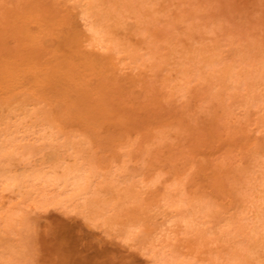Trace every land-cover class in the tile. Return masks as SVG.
<instances>
[{
	"label": "rangeland",
	"instance_id": "1",
	"mask_svg": "<svg viewBox=\"0 0 264 264\" xmlns=\"http://www.w3.org/2000/svg\"><path fill=\"white\" fill-rule=\"evenodd\" d=\"M100 262L264 264V0H0V264Z\"/></svg>",
	"mask_w": 264,
	"mask_h": 264
},
{
	"label": "bare ground",
	"instance_id": "2",
	"mask_svg": "<svg viewBox=\"0 0 264 264\" xmlns=\"http://www.w3.org/2000/svg\"><path fill=\"white\" fill-rule=\"evenodd\" d=\"M69 20H70V19H69ZM69 20H67V21H69ZM71 21H72V20H71ZM71 21H70V23H67V24H72ZM73 22H74V21H73ZM68 27H69V26H68ZM71 27H72V29L75 30V31H70V30H71ZM73 27H74V26L72 25V26H70V28H68V30L70 29V30H69L70 32H68L69 34H68V37L66 38V41H67L68 46H73V45H71V44H74V45L76 46V48H75V46H73V47H74V48L76 49V51H77V50L79 49V47H82L81 44L84 43V42H83L84 39H83V40H80V35L82 34V33L80 32L81 30L78 31V28H77V27H76L77 30H76L75 28H73ZM77 31H78V32H77ZM79 32H80V33H79ZM83 37H84V36H83ZM81 41H82V42H81ZM68 42H69V43H68ZM70 43H71V44H70ZM70 48H71V47H70ZM74 48H73V49H74ZM77 48H78V49H77ZM80 49H81V48H80ZM78 51H79V50H78ZM73 52H74V50H73ZM73 52H72V54H73ZM74 53H75V52H74ZM80 53H81V52H80ZM75 54H76V56L78 55L77 52H76ZM81 54H82V58H83V56H84V57L87 56L85 53H84V55H83V53H81ZM85 55H86V56H85ZM88 55H89V54H88ZM80 56H81V55H80ZM94 56H96V55H92V58L95 59ZM77 57H79V56H77ZM89 57H91V56L86 57V61H88V63L92 66V64H94V63L97 61L98 58H97L96 61H95L94 59H90ZM98 57H99V56H98ZM105 57H106V56H105ZM105 57H101L102 60H104ZM72 58H73V57H72ZM80 58H81V57H80ZM99 58H100V57H99ZM103 58H104V59H103ZM76 59H77V58H76ZM87 59H88V60H87ZM107 59H109V58H106V60H107ZM112 59H113V58H110L109 61H108V63L113 64L112 66H113V67H116V68L118 69L117 64H116V63L114 64V63H113L114 60H112ZM78 60H79V59H78ZM90 60H91V61H90ZM92 60H94V61H93L94 63L91 64ZM98 60H99V59H98ZM110 60H111L112 62H110ZM84 61H85V60H84V58H83V61L81 60V62H84ZM81 62H80V63H81ZM71 63H72V62H71ZM74 63H76V61H74ZM84 63H85V62H84ZM89 64H88V66H89ZM96 64H97V63H96ZM99 64H100V62H99ZM110 64H109V65H110ZM74 65H75V64H74ZM76 65H78V64H76ZM85 65H87V64H85ZM85 65H84V66H85ZM101 65H103V63H101L100 66H101ZM100 66H99V67H100ZM103 66H108V64H107V65L104 64ZM103 66H102V67H103ZM80 67H82V64H81ZM109 67H110V66H109ZM74 68H75V67H74ZM85 68H86V67H85ZM87 68H88V67H87ZM94 68H95V66H94ZM104 68H105V72L107 71V73H108V72L111 73V72H112L111 69H113V68H110L111 71H108V68H107V67H103V69H104ZM106 68H107V70H106ZM83 69H84V68H83ZM89 69H90V68H89ZM99 69H101V67H100ZM87 70H88V69H87ZM91 70H92V68H91ZM96 70H97V69H96ZM96 70H95V72H94L95 74H96ZM118 70H119V69H118ZM88 71L90 72V70H88ZM92 71H94V69H93ZM113 71H115V70H113ZM116 71H117V70H116ZM105 72H104V73H105ZM90 73H91V72H90ZM117 73H118V72H117ZM105 74H106V73H105ZM111 74H112V73H111ZM90 75H91V74H90ZM98 75H99V74H97L96 76H98ZM106 75H108V74H106ZM109 75H110V74H109ZM109 75H108V76H109ZM113 75H114V77H115V72H114ZM94 76H95V75H94ZM100 76H102V74H101ZM100 76H99V77H100ZM117 76H118V75H117ZM110 77H111V75H110L109 77H106V76H105V77H103V80H104V78H105V81H106V79H107V78H110ZM114 77H113V78H114ZM130 77H131V76H130ZM132 77H133V76H132ZM116 78H117V77H116ZM127 78H128V79H131V80L133 79V78H129V76H128ZM98 79H99V78H98ZM114 79H115V78H114ZM123 79H124V78H123ZM99 80H101L102 84L104 83V82L102 81V78H100ZM115 80H116V79H115ZM133 80H134L135 83H136V79H133ZM130 82H132V81H130ZM106 83H107V82H106ZM106 83H104V84H106ZM135 83L133 82L132 84H135ZM102 84H100V85L102 86ZM132 84H131V85H132ZM251 143H252V142H251ZM252 144H253V143H252ZM247 145H248V144H247ZM250 145H251V144H250ZM253 147H255V149H256L255 144H253ZM248 148H250V147H248ZM248 148H247V149H248ZM251 148H252V145H251ZM248 150H249V149H248ZM103 248H104V247H103ZM93 252H94V251H93ZM90 253H91V252H90ZM107 255H108V254H107ZM105 256H106V255H105ZM91 257H92V256H91ZM103 258H104V257H103ZM109 258H110V257H109ZM90 259H91V258H90ZM92 259H93V258H92ZM94 259H95V258H94ZM104 260H105V259H104ZM109 260H111V259H109ZM95 261H96V259H95ZM97 261L99 262V260H97ZM105 261H106V260H105ZM105 261H104V262H105ZM112 261H115V260H112ZM100 263H101V262H100ZM114 263H115V262H113V264H114ZM90 264H91V263H90ZM98 264H99V263H98ZM101 264H103V263H101ZM108 264H110V263L108 262Z\"/></svg>",
	"mask_w": 264,
	"mask_h": 264
}]
</instances>
